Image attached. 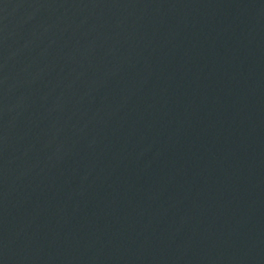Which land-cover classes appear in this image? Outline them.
I'll return each mask as SVG.
<instances>
[{
  "label": "water",
  "instance_id": "water-1",
  "mask_svg": "<svg viewBox=\"0 0 264 264\" xmlns=\"http://www.w3.org/2000/svg\"><path fill=\"white\" fill-rule=\"evenodd\" d=\"M0 264H264V0H0Z\"/></svg>",
  "mask_w": 264,
  "mask_h": 264
}]
</instances>
